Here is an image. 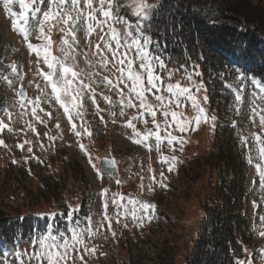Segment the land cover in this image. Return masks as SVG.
<instances>
[{
  "label": "rangeland",
  "instance_id": "374dc122",
  "mask_svg": "<svg viewBox=\"0 0 264 264\" xmlns=\"http://www.w3.org/2000/svg\"><path fill=\"white\" fill-rule=\"evenodd\" d=\"M254 2L255 5L257 4L262 7L264 11V0H254ZM118 3L120 5H128L129 0H119ZM121 9H127V12H129L131 16L135 17L130 8L122 7ZM12 10L19 12L18 5H13ZM129 20L134 22L136 18L132 20L130 17ZM124 27L125 25L121 24V28L117 27V29L120 30ZM63 38L64 35L59 31V28H54L52 30L51 40L53 43L51 52L53 54L56 52V56L61 58L62 53L60 49L63 46ZM77 38L79 40V45H74L76 52L78 53V66L76 70L83 71L84 75L80 78L83 79L85 83H91L92 88L96 89L97 102L99 107L103 110L99 113V115H97L96 105H93L87 96H85V115L83 120L88 122L87 127L91 131L92 135L88 136L87 134H83L79 137L83 138L86 146L92 149L91 160L95 165H100V161L103 157L115 155L121 169L125 170L129 164V161L126 159L132 157L134 153L130 151L129 145L126 144L125 138L122 135V119L124 117L119 116V101L121 96L115 89L110 90L102 83H99L104 77H108L116 83V78L119 76V73L112 68L111 63L108 65L107 69L100 67V64L98 63L100 56L99 54L94 55L96 51L95 44L100 43L101 48H103V43L99 40V36L97 34L94 33L91 37H89L91 47H89L85 40L83 30L77 33ZM68 39L71 40V37H68ZM31 42L34 45H39L41 43V41L36 39H32ZM153 47L154 45L152 44L151 48ZM0 49L1 55L7 63V69L5 71L6 76L8 79L13 81V84L10 87L5 79L0 78V106L2 105V109L4 110L3 114H0V120L7 123L13 130L12 132H8V130L5 129L3 132H0V140L4 141V146H0V220H2L3 218L6 219L14 217V211H17L20 216L29 213L30 211L28 210L49 211L57 204L54 199L47 197L42 191H38V187H40L38 186V177L32 178V176H29V178L26 177V181H24L23 176H21V178L18 179V186L16 185L17 180L14 179L17 175V171H26L30 169L36 160L41 159L43 161L42 164L45 162L47 164V167H43L39 170L40 174L46 170L52 175V177L62 179L61 173L64 171L63 178H67V186L75 183L76 186L74 188H76L80 182H89L91 186L87 190L93 191L96 183L93 180L92 174L87 172L88 169L85 166L82 155H79L76 150L75 142L72 137L73 130L70 123L65 118L63 109L60 108L54 100L50 99V89L46 85L43 77L37 75V64L34 63L36 60L35 54L29 53L22 36L12 30L11 19L6 15L3 0H0ZM107 55L109 60H111V54L107 53ZM68 63H72L70 58ZM13 64H15L17 68V73L20 76H23V81L19 80L17 76L11 73V68L9 66ZM138 66L137 62V69ZM40 67L47 71V68L43 65L42 61ZM88 73H98V75H93L91 79H89ZM160 75L164 78L165 85L167 83L175 84L176 82H180L181 84L187 86L189 83L187 78H182L183 74L181 72L180 74L177 73V75L171 80L168 79V69L163 71L160 70ZM197 77L198 76H195V79L192 78L193 81L197 84L203 85L200 79V82L196 79ZM29 81L32 82L30 85L28 84ZM92 81H96V83H92ZM23 82H25V91L27 96L26 99L19 100L18 91ZM37 85H39V87H37ZM120 87L124 88L122 84ZM251 89L252 87L250 88V91ZM127 91L128 90L125 88L124 92L127 93ZM193 91L195 92V89H193ZM250 91H246L244 93L245 105L242 107V116L235 114V95H233L230 99V107L232 109H228V112L233 115L237 124L236 129L234 128L235 130L233 131H235L238 139L241 134L243 136H249L250 133L261 134L260 128L255 126L248 119L250 115V110L248 108ZM42 92L48 94L47 99L49 102H43L45 97L42 95ZM153 92H155V89H153ZM101 94L103 96H108L112 103H106L101 98ZM163 94L167 95V93ZM196 95L197 99L201 103V106L205 108L209 115H212L209 112L208 100L207 103L203 100V97L205 95L207 96L206 87L203 85L201 91L196 93ZM30 96H35V99L37 97L41 98L42 102L39 108H37V114L44 121L43 123L35 120L31 114L33 105L28 102V98ZM147 100L148 103L153 105L158 103L150 94L147 95ZM21 104H23L24 107H21ZM40 108H43L44 111L41 112ZM130 109L125 110V116H131ZM133 110L134 114L138 116L139 110ZM108 111L117 113V121L115 123H111L110 127L102 125L96 120V117L99 120H101V116L105 117V113H107L105 118L113 120L114 117L110 116ZM182 111L184 116L187 118H192L195 115V111L191 108L190 103H186ZM45 112H50L52 118L45 116ZM8 113H11V119H9ZM146 118L148 120L147 124L142 123L140 120H136V129L141 133H144L153 127L151 117L148 116ZM156 120L163 125V117L160 112H157ZM217 120L218 119L214 122L215 125L217 124ZM74 122L77 124V129L83 132V129L80 128L82 121L75 120ZM57 123L60 125L59 128L56 127ZM212 124V121L201 123L198 128H193L192 130L184 133L183 136L187 143L183 145L182 151L180 145H177V151L180 153L178 161L180 165L178 168V176L171 184V191L159 196V198L156 199V201L160 203L158 216L162 214V211L168 214V217L165 216L166 218L164 222L160 223L157 228L153 230L152 228L148 230V227H144L136 228L135 231H133V226L129 222L126 223L127 229L129 230L127 238L131 239L130 243H132L133 238L129 237V234H135L134 237L138 238L134 247L129 246V250L124 251H122L121 248V251L119 252L120 258L127 262V264H130L128 263L129 260L131 264H158L165 246L173 247L175 252L173 264L186 263L187 254L192 252L195 246L196 235L200 228L202 215L204 214L201 212L199 206H197L196 200L199 199L200 201L201 196L206 193V184L208 182L215 184L219 181V179L215 178L216 173L211 172L210 174L206 173V176L210 177L208 181H206L205 178L202 182H197L198 184L194 185L193 188L187 184V181L190 179L194 170L193 164L196 165V163H201V160L208 157L210 152H216L217 139L214 134L215 128L212 127ZM29 125H31V128H35L36 131L33 132ZM37 132L40 134L39 136L35 135ZM173 134L178 135L176 132H173ZM125 135L128 137H134L133 130L126 129ZM49 137H52L53 139H49ZM25 141H29L30 143H25ZM20 144L24 145L23 150L17 147V145ZM41 145H43V147H41ZM29 147L32 148V152H28ZM241 147L245 148V152L249 155V149L252 148L253 145L249 143V145L245 147L241 143ZM120 151H124L125 153L120 154ZM253 155H255V153H253ZM13 161H15V163H13ZM63 163L64 168L61 167ZM67 164L69 167H65ZM70 168L75 172L79 171L74 179L69 177ZM250 169H252V167ZM182 172L184 173L182 174ZM22 173L24 174L23 171ZM139 178L142 179L141 177ZM232 178H235V175L231 174L230 179L232 180ZM127 183H130V185L124 188L125 191L131 193L136 192V184L130 181ZM22 186L26 187V189L30 191V194L22 192ZM208 190L210 191V188ZM209 191L207 193H209ZM255 191L258 195V191L256 189ZM261 193H263V191ZM72 196L73 201H75L76 194ZM250 197L251 195L249 198ZM166 220L168 221L166 222ZM2 225L3 224H0V226ZM101 235L102 234L99 230L96 237L100 238ZM129 239H127V242ZM25 244H27V241L18 242L15 245L0 241V256L6 255L8 264H15V260L11 253L15 251H22L24 249L32 251L33 249L31 245H34L35 242L30 241L28 243L29 248L25 247ZM140 247H142L143 251L139 250ZM110 253L112 254V251ZM33 264H35V262H33ZM96 264H117L115 261V254L112 258L107 254L105 258H101L96 262Z\"/></svg>",
  "mask_w": 264,
  "mask_h": 264
},
{
  "label": "snow or ice",
  "instance_id": "6c2138e0",
  "mask_svg": "<svg viewBox=\"0 0 264 264\" xmlns=\"http://www.w3.org/2000/svg\"><path fill=\"white\" fill-rule=\"evenodd\" d=\"M13 5H18L19 12L12 10ZM3 6L6 10V15L11 19L12 30L22 36L29 53L35 54L36 60L34 63L37 64V75L43 77L47 86L50 87V99L54 100L63 109L64 115L67 116L71 124L73 134L77 137L83 134L92 135L87 127L88 122L83 120L85 115V96L93 105H96L97 115L103 111L97 102L96 89L92 88L91 83H85L80 78L84 75L83 71L76 70L78 53L74 45H79L77 33L81 30L85 34V40L89 47H91L89 37L94 33L99 36V40L103 43V48H101L100 43L95 44L96 51L94 55L99 54L100 60L98 63L100 67L107 69L111 63L112 68L119 73L116 83L108 77H104L99 82L110 90L115 89L121 96L119 116L125 117L126 109L139 110V115H134L127 119L124 125L133 130L134 143L143 145L149 151L154 146L157 152L161 151L162 146L175 151V146L180 145L182 151L183 145L187 143L183 136L184 133L193 128H198L201 123L209 121L213 122V128L216 127L214 122L217 117L214 114L209 115L197 99L196 93L201 91L203 85L193 81L192 74H188L186 77L189 81L187 86L180 82L175 84L167 83L165 85L164 78L160 75V70L165 69L166 64L159 55L153 54L149 47L152 44V40L145 33V28L150 25L156 5L147 3V0H129L128 5H120L118 0H3ZM122 7L131 9L132 14L136 17L134 22L130 21L127 16L121 15L120 9ZM119 24H123L125 27L122 30H118L116 25ZM54 28H59V31L64 35L62 39L63 46L60 49L62 58L52 55L51 52L53 43L51 32ZM68 37H71V40ZM32 39L39 40L41 43L34 45L31 42ZM107 53L111 54V60H109ZM69 58L72 60L71 64L68 63ZM41 61L46 66L47 71L40 67ZM137 62L139 65L138 69L136 68ZM9 67L11 68V73L23 81V76L17 73L15 64ZM194 74L199 75L198 72ZM93 75H98V73H88V78L91 79ZM2 78L7 81L10 87L12 86L13 81L8 79L7 76ZM168 79H172L171 72ZM238 80L240 82L238 87L226 86L231 88L235 95V114L242 116V107L245 105V87L247 84L252 85V89L249 92L248 108L250 115L248 119L260 128L261 134L250 133L249 136L241 134L240 140L245 147L249 143L253 145L249 149V155L246 159L249 165L255 167L259 178V188L264 191V82L259 81L254 76L249 78L244 74H241ZM31 83V81L28 82L29 85ZM92 83H96V81H92ZM121 84L124 88L120 87ZM125 88L128 90L127 93L124 92ZM153 89H155V92H153ZM193 89H195V92ZM163 93H167V95ZM148 94L152 95L158 103L155 105L148 103ZM18 95L22 99L26 98L23 89ZM42 95L45 97L43 102H49L47 99L48 94L42 92ZM101 98L106 103H112L108 96L101 94ZM203 100L207 103L208 97L205 95ZM28 102L33 105L31 112L33 118L43 123L44 121L37 114V108L42 102L41 98L37 97L35 100H29ZM186 103H190L191 108L195 111V115L192 118L184 116L182 109ZM21 107H24V105L21 104ZM3 111L0 109V114H3ZM40 111L43 112L44 109L40 108ZM157 112H160L163 117V125L156 120ZM44 114L52 118L50 112H45ZM109 115L115 117L117 113L109 112ZM8 116L11 119V113H8ZM148 116L151 117L153 127L141 133L136 129V124L133 121L140 120L142 123L147 124L148 120L146 117ZM100 119L103 120V117L101 116ZM75 120L82 121L80 128L83 129V132L77 129ZM115 122L113 120V123ZM232 126L233 128L237 127L235 121H233ZM29 127L31 128V125ZM56 127H60L59 123L56 124ZM5 129L8 132L13 131L7 123L0 120V132ZM31 130L33 132L36 131L35 128H31ZM173 132L178 133V135H174ZM49 139L53 138L49 137ZM150 140L154 141V145L149 143ZM25 143L30 142L25 141ZM0 146H4L3 140H0ZM17 147L23 150L24 145L20 144ZM79 147L86 155L88 154L84 144L81 143ZM28 152H32L31 147L28 148ZM159 162L167 164L168 171L171 172L178 162V158L176 156L167 157L162 155ZM89 163L95 169L96 166L92 163L90 156ZM105 163L110 169L115 168V161L108 160ZM96 172L100 176L102 170L96 169ZM109 175H111V172H109ZM160 176V181H157L155 176H153L152 182L158 183L161 188L166 187L162 182L165 179L163 171H161ZM116 182L118 184L121 183L119 180ZM255 184L256 180L253 179V185ZM147 190L152 192L154 189L150 185ZM102 194L106 195V191ZM124 199L123 196L120 197V200ZM112 203L118 207L116 223H120L121 213L119 209L121 208L124 209V215H130L137 222L151 219V213H154L155 210V205L145 201L134 200L130 197L127 203L132 206L131 209L118 203L115 197H113ZM255 206L254 202L253 207ZM107 207L108 201L105 200L103 219L108 221V230L111 231L112 218L107 214ZM138 211H141L142 215L137 216L136 213ZM260 220L262 226H264V216H261ZM91 223V219H89V227L87 229L81 231L70 230V239L64 238L63 233L60 234L59 238L53 236L50 232L40 235L35 244L31 245L32 251L24 249L11 253L15 264H33V262L35 264H67L71 252L78 251L76 246L84 244V232L93 234ZM113 235H115V232H113ZM259 235L264 237V231H260ZM84 250L85 252H95V249H88L86 245ZM261 254L264 255V253ZM80 259L83 260V256H80ZM0 264H8L6 255L0 256ZM236 264H248V262L238 261Z\"/></svg>",
  "mask_w": 264,
  "mask_h": 264
},
{
  "label": "trees",
  "instance_id": "16d2710c",
  "mask_svg": "<svg viewBox=\"0 0 264 264\" xmlns=\"http://www.w3.org/2000/svg\"><path fill=\"white\" fill-rule=\"evenodd\" d=\"M147 3L156 5L150 25L145 28L155 47L153 54L160 53L168 74L181 72L186 77L192 74L193 79L198 76L207 90L209 111L218 119L214 131L216 152H210L201 163H196L187 181L193 188L205 178L208 181L210 177L206 173L211 172L219 179L215 184L208 182L206 193L200 201L196 200L204 214L195 246L187 254L185 264H236L235 260H242L241 249L246 244L244 218L235 214L243 208L246 170L229 132L228 109H231L233 93L225 81L233 80L236 84L238 77L244 74L264 82V60L260 58L264 55V11L254 0H147ZM127 15L129 19L136 18L129 12ZM243 61L248 67L245 73L236 68ZM6 65L0 49V78L6 75ZM197 72L199 75L194 74ZM61 167L64 168V163ZM22 171H17L14 179L17 183L24 176ZM73 171L70 168L72 179L79 173ZM63 174L64 171L62 179L48 178L53 184L48 185L51 190L47 194L56 197L59 190L66 187L67 178H63ZM231 174L235 175L232 180ZM38 191L42 189L38 187ZM13 214L12 218L0 220L3 224L0 232L7 235L10 243L17 240V233L23 228L28 232L32 230L31 214L27 213L23 219L17 211ZM174 255L173 247L165 246L158 264H173Z\"/></svg>",
  "mask_w": 264,
  "mask_h": 264
},
{
  "label": "water",
  "instance_id": "95a60500",
  "mask_svg": "<svg viewBox=\"0 0 264 264\" xmlns=\"http://www.w3.org/2000/svg\"><path fill=\"white\" fill-rule=\"evenodd\" d=\"M22 89H23V92L25 93V83L23 84ZM25 95H26V93H25ZM34 99H35V97H31L30 98V100H34ZM108 160L115 161L114 158H102L101 165H100V170H102V172H104V173L109 174V172H111V174H112L113 172H115L117 170V167H116V164H115V168L114 169H110L105 163Z\"/></svg>",
  "mask_w": 264,
  "mask_h": 264
},
{
  "label": "bare ground",
  "instance_id": "6f19581e",
  "mask_svg": "<svg viewBox=\"0 0 264 264\" xmlns=\"http://www.w3.org/2000/svg\"><path fill=\"white\" fill-rule=\"evenodd\" d=\"M88 172V171H87ZM89 173V172H88ZM163 205V204H162ZM159 207H160V203H159ZM158 207V208H159ZM168 217V214L166 213V212H164V211H162V214L160 215V216H158V213H157V215H156V219H155V223H154V229L155 228H157V226L160 224V223H162V222H164V220H165V218L166 217ZM168 220H166V222H167ZM224 239V238H223ZM229 239V238H228ZM224 244V243H223ZM142 251H143V249H142ZM221 257V256H220ZM210 259H212V258H210ZM215 261V260H214ZM221 263V262H220Z\"/></svg>",
  "mask_w": 264,
  "mask_h": 264
}]
</instances>
